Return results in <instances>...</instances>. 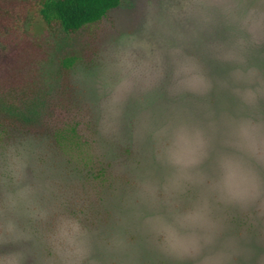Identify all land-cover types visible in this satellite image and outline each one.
Instances as JSON below:
<instances>
[{
    "label": "clouds",
    "instance_id": "1",
    "mask_svg": "<svg viewBox=\"0 0 264 264\" xmlns=\"http://www.w3.org/2000/svg\"><path fill=\"white\" fill-rule=\"evenodd\" d=\"M97 2L62 118L0 97V264H264V0Z\"/></svg>",
    "mask_w": 264,
    "mask_h": 264
},
{
    "label": "rangeland",
    "instance_id": "2",
    "mask_svg": "<svg viewBox=\"0 0 264 264\" xmlns=\"http://www.w3.org/2000/svg\"><path fill=\"white\" fill-rule=\"evenodd\" d=\"M35 2L0 0V97L8 92L34 112L63 84L59 59L88 54L76 33L69 42V34L48 29L35 15Z\"/></svg>",
    "mask_w": 264,
    "mask_h": 264
},
{
    "label": "trees",
    "instance_id": "3",
    "mask_svg": "<svg viewBox=\"0 0 264 264\" xmlns=\"http://www.w3.org/2000/svg\"><path fill=\"white\" fill-rule=\"evenodd\" d=\"M98 7L97 0H36L35 15L50 30L58 28L66 34H75L81 23L93 15ZM77 59L78 57L73 54L59 59V71L63 84L42 102L40 110L38 109V111L34 112L40 121L47 120L53 113L57 117L62 118L63 114L57 111L56 106L63 105L67 109V107L73 104L75 97L68 80L70 78V70L75 65ZM15 103L19 108H25L21 103ZM6 118V114L0 112V119ZM74 134L75 129L71 127L61 129L59 132L60 137L68 143H71Z\"/></svg>",
    "mask_w": 264,
    "mask_h": 264
}]
</instances>
